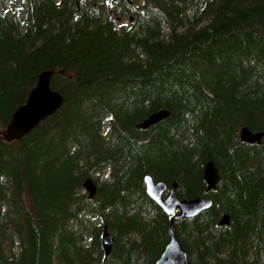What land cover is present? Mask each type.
Returning a JSON list of instances; mask_svg holds the SVG:
<instances>
[{
  "label": "trees",
  "instance_id": "trees-1",
  "mask_svg": "<svg viewBox=\"0 0 264 264\" xmlns=\"http://www.w3.org/2000/svg\"><path fill=\"white\" fill-rule=\"evenodd\" d=\"M121 1L0 0V132L41 73L62 99L0 140V264H154L171 218L146 176L212 201L174 224L191 264H264V137L239 139L264 136V0ZM158 111L169 118L136 130ZM209 161L220 180L206 194Z\"/></svg>",
  "mask_w": 264,
  "mask_h": 264
},
{
  "label": "water",
  "instance_id": "water-1",
  "mask_svg": "<svg viewBox=\"0 0 264 264\" xmlns=\"http://www.w3.org/2000/svg\"><path fill=\"white\" fill-rule=\"evenodd\" d=\"M117 0H112L115 3ZM52 77L51 72L41 73L36 80L34 88L29 92L25 103L15 110L8 125L0 132V140L4 143L19 141L30 134L39 123L54 114L61 106V97L50 90L49 83ZM170 114L166 111H158L151 114L143 122L136 126L138 131H147L160 123L166 121ZM263 134H252L247 128L239 132V139L246 145L262 144ZM203 182L206 187V194L215 192L220 177L218 170L212 162H206L202 170ZM146 195L154 202L162 212L171 217L169 225L170 240L159 259L154 264H191L186 253L183 251L176 234L175 223L181 220H191L209 211L212 201L207 199H194L180 201L176 196V183L170 188L162 182L154 183L152 178L146 176L143 180ZM88 199L92 200L97 191L92 179H87L82 186ZM164 195L166 197L164 198ZM220 228L229 226V217L223 215L218 223ZM101 249L103 251V263L108 259L113 248V239L103 228L101 236Z\"/></svg>",
  "mask_w": 264,
  "mask_h": 264
},
{
  "label": "flooded vegetation",
  "instance_id": "flooded-vegetation-1",
  "mask_svg": "<svg viewBox=\"0 0 264 264\" xmlns=\"http://www.w3.org/2000/svg\"><path fill=\"white\" fill-rule=\"evenodd\" d=\"M123 1L126 2L125 0H123ZM107 2H108L109 4L111 3L110 0H108ZM126 3H127V2H126ZM114 4H118V6H121V5L123 4V2H122L121 0H117L115 3H113V5H114ZM127 4H128L129 7H133V6H132L133 4L130 3V2H128ZM129 19H130V18H129ZM129 21H130V20H129ZM130 22H131V21H130Z\"/></svg>",
  "mask_w": 264,
  "mask_h": 264
},
{
  "label": "rangeland",
  "instance_id": "rangeland-1",
  "mask_svg": "<svg viewBox=\"0 0 264 264\" xmlns=\"http://www.w3.org/2000/svg\"><path fill=\"white\" fill-rule=\"evenodd\" d=\"M14 4H15V7H17L19 5V0H14ZM126 24H129V23L127 20L124 19V21L120 23L119 27H121L122 25H126Z\"/></svg>",
  "mask_w": 264,
  "mask_h": 264
}]
</instances>
